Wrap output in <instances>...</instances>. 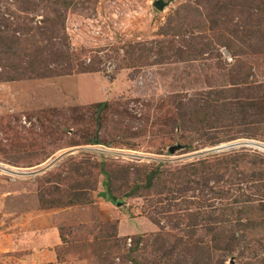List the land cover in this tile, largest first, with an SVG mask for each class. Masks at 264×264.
Wrapping results in <instances>:
<instances>
[{
    "label": "rangeland",
    "instance_id": "1",
    "mask_svg": "<svg viewBox=\"0 0 264 264\" xmlns=\"http://www.w3.org/2000/svg\"><path fill=\"white\" fill-rule=\"evenodd\" d=\"M58 1L30 0L37 7L25 10L22 0H0V18L34 28L60 10L62 39L37 33L32 48L60 49L71 64L70 74L0 81V264H98L95 238L104 222L115 221L121 237L158 230L142 213V197L116 206L100 194L98 168L80 178L75 164L173 166L242 150L264 155L250 143L264 145V128L254 139L237 122L235 139L203 146L194 124L180 130L177 107L184 102V113L208 98L264 97V0H163L162 10L156 0ZM85 66L93 71L81 72ZM216 109L223 124L229 110ZM83 179L89 188L73 190ZM79 191L85 194L75 200ZM255 246L264 252L263 232ZM257 262L234 253L226 263Z\"/></svg>",
    "mask_w": 264,
    "mask_h": 264
},
{
    "label": "trees",
    "instance_id": "2",
    "mask_svg": "<svg viewBox=\"0 0 264 264\" xmlns=\"http://www.w3.org/2000/svg\"><path fill=\"white\" fill-rule=\"evenodd\" d=\"M64 1L59 0L58 4ZM22 3L25 10L37 7L30 0ZM52 10L59 21L47 19V24L38 28L0 18V81L70 74L67 54L60 49L49 52L32 48L37 33L47 41L62 39L59 35L64 28L62 12ZM51 62L61 66L60 70L52 69ZM92 71L93 68L85 66L81 72ZM243 72L238 70V74ZM106 105V101L98 103ZM184 105V102L177 105L181 109L180 130L187 131L185 123L194 124L200 138L203 137V146L235 139L230 127L237 122L244 127L248 125L247 135L254 139L264 128V97L234 101L208 98L205 107L193 102L183 113ZM221 106L229 110L226 124L216 118V108ZM224 126L228 127L226 137L219 131ZM185 146L189 151L197 148L192 138ZM90 168H98L105 177L104 191L100 194L106 201L122 204L125 198L142 197L145 201L142 213L158 227L152 233L121 237L115 221L104 222L102 234L95 238L100 245L93 253L98 264H228L227 257L234 253L264 264L262 249L250 247L257 235L261 232L264 235V155L242 150L180 165L158 163L151 167L87 160L75 164L74 169L84 178L91 174ZM88 181L76 182L73 190L89 188ZM82 192L85 191L74 194L75 200L82 198L85 194Z\"/></svg>",
    "mask_w": 264,
    "mask_h": 264
},
{
    "label": "water",
    "instance_id": "3",
    "mask_svg": "<svg viewBox=\"0 0 264 264\" xmlns=\"http://www.w3.org/2000/svg\"><path fill=\"white\" fill-rule=\"evenodd\" d=\"M166 2H164L163 0H156V1H154V3H153V5H154V7L155 8H157L158 10H162L163 9V7H165L166 6ZM250 143L251 144H254L255 146H257V147H261V148H263L264 149V145H262V144H260V143H257V142H255V141H250ZM223 147H226V146H223ZM222 146H220V147H218V149H220V148H223ZM173 150L174 149H170V151L171 152H173ZM121 205V202H117L116 203V206H120Z\"/></svg>",
    "mask_w": 264,
    "mask_h": 264
}]
</instances>
